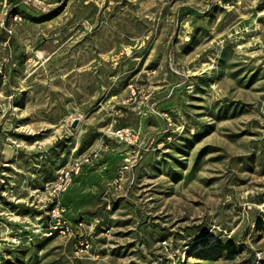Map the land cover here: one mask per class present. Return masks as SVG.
Here are the masks:
<instances>
[{
    "label": "rangeland",
    "instance_id": "1",
    "mask_svg": "<svg viewBox=\"0 0 264 264\" xmlns=\"http://www.w3.org/2000/svg\"><path fill=\"white\" fill-rule=\"evenodd\" d=\"M0 264H264V0H0Z\"/></svg>",
    "mask_w": 264,
    "mask_h": 264
},
{
    "label": "built area",
    "instance_id": "2",
    "mask_svg": "<svg viewBox=\"0 0 264 264\" xmlns=\"http://www.w3.org/2000/svg\"><path fill=\"white\" fill-rule=\"evenodd\" d=\"M118 137L125 136L126 138L129 137L127 132H118L116 134ZM90 161L89 157L84 158L77 164H75L72 168L67 169L63 168L57 172V176L55 180L48 184L46 187L49 191V196L51 197V206L48 213L49 218L54 221L53 226L47 228L46 230L50 233L52 231H59L61 234L73 238L74 232L70 224L64 218V207L62 205L63 196L66 194L68 189L72 184L73 177L77 175L83 165Z\"/></svg>",
    "mask_w": 264,
    "mask_h": 264
},
{
    "label": "water",
    "instance_id": "3",
    "mask_svg": "<svg viewBox=\"0 0 264 264\" xmlns=\"http://www.w3.org/2000/svg\"><path fill=\"white\" fill-rule=\"evenodd\" d=\"M76 126V124H75V121L73 122V124H72V128H74Z\"/></svg>",
    "mask_w": 264,
    "mask_h": 264
},
{
    "label": "trees",
    "instance_id": "4",
    "mask_svg": "<svg viewBox=\"0 0 264 264\" xmlns=\"http://www.w3.org/2000/svg\"><path fill=\"white\" fill-rule=\"evenodd\" d=\"M52 181H54V180H52ZM51 182V181H50ZM46 229H47V227H46Z\"/></svg>",
    "mask_w": 264,
    "mask_h": 264
}]
</instances>
